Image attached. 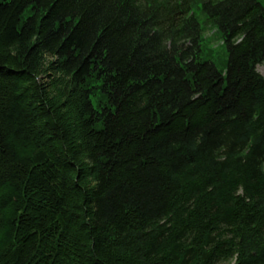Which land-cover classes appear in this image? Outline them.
I'll return each instance as SVG.
<instances>
[{"label": "trees", "instance_id": "1", "mask_svg": "<svg viewBox=\"0 0 264 264\" xmlns=\"http://www.w3.org/2000/svg\"><path fill=\"white\" fill-rule=\"evenodd\" d=\"M263 63L262 0H0V264H264Z\"/></svg>", "mask_w": 264, "mask_h": 264}, {"label": "rangeland", "instance_id": "2", "mask_svg": "<svg viewBox=\"0 0 264 264\" xmlns=\"http://www.w3.org/2000/svg\"><path fill=\"white\" fill-rule=\"evenodd\" d=\"M262 1L264 2V0H262ZM205 36L208 37L209 42L212 44V46L214 48H217V46L220 45V36L215 30H213L211 28H206ZM217 52L219 53V51H217ZM220 55H222V54H220ZM216 61L219 65V67H221L222 66L221 62L218 61V59H216ZM258 71L264 76V63L258 66Z\"/></svg>", "mask_w": 264, "mask_h": 264}]
</instances>
